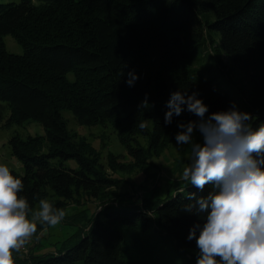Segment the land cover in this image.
<instances>
[{
    "label": "trees",
    "instance_id": "16d2710c",
    "mask_svg": "<svg viewBox=\"0 0 264 264\" xmlns=\"http://www.w3.org/2000/svg\"><path fill=\"white\" fill-rule=\"evenodd\" d=\"M5 35L15 38L22 54L6 51ZM205 45L227 57L216 62L229 89L205 70L192 68ZM131 71L139 77L133 86L127 84ZM176 91L197 93L208 106L206 116L235 103L254 117V129L264 123V0L0 3V101L9 110L6 124L37 122L44 130L43 135L9 139L11 154L23 167L22 174L11 173L22 180L20 195L31 208L46 189L64 201L81 192L97 199L111 197L118 181L99 164L92 147L68 130L63 111H70L79 125L109 124L116 131L133 162L126 166L111 157L112 171L143 170L150 152L171 141L178 124L198 120L185 110L165 124L167 103ZM140 122L147 127L139 128ZM140 137L147 140L146 148L138 143ZM183 183L164 197L160 188L145 209L109 198L102 218L89 216L83 235L65 241L60 252L33 256L31 264H196V242L187 237L207 214L190 213L185 206L216 189L211 183L203 190ZM163 249L166 258L159 255Z\"/></svg>",
    "mask_w": 264,
    "mask_h": 264
},
{
    "label": "clouds",
    "instance_id": "9594fccd",
    "mask_svg": "<svg viewBox=\"0 0 264 264\" xmlns=\"http://www.w3.org/2000/svg\"><path fill=\"white\" fill-rule=\"evenodd\" d=\"M128 77L129 86L139 78L134 71ZM197 95L172 93L165 113V124L185 110L198 117L178 124L177 144L191 145V163L183 168L180 180L200 190L210 183L216 189L198 198V207L185 206L190 213L207 214L203 225L195 224L187 237L195 239L196 264H264V123L254 129V117L235 103L227 111L206 116L208 106ZM138 127L147 124L140 122ZM194 129L202 134V145L193 141ZM23 188L8 165L0 164V264H14V252L33 237L38 223L55 227L66 216L47 199H40L33 210L20 195Z\"/></svg>",
    "mask_w": 264,
    "mask_h": 264
},
{
    "label": "rangeland",
    "instance_id": "374dc122",
    "mask_svg": "<svg viewBox=\"0 0 264 264\" xmlns=\"http://www.w3.org/2000/svg\"><path fill=\"white\" fill-rule=\"evenodd\" d=\"M19 0H0V3L18 2ZM215 39L217 37L215 36ZM4 46L7 52L20 55L23 52L21 45L12 35L3 36ZM227 62V57L222 54L218 56L212 50L210 45L201 47L195 54L192 68L197 70H205L208 78L229 89V80L225 72L219 70L216 62L217 59ZM70 78L72 75L69 76ZM231 95L240 103L241 98L237 95L235 89H231ZM9 116V110L6 103L0 101V164H6L10 171L23 173L22 164L11 154L9 139L18 134L20 137L43 135L44 130L37 122H24L21 125L6 124ZM62 116L66 120L68 130L75 135L76 138L85 140L93 149L95 156L104 170L118 181L115 186L110 189L112 198L117 201L127 202V207L148 208L143 207L144 203L151 204L150 197L154 198L160 190V197L167 194L172 195L184 183L180 179H176L182 166L191 163L189 159L191 154V145H178L175 136L181 129L173 131L174 138L171 141L167 139L155 150L150 152L148 163L143 170L131 168L125 171H112L109 165V159L114 157L116 162L132 165V158L128 155L125 147L118 139L116 131L109 125L82 126L79 125L75 117L70 111H63ZM193 141L203 144V136L198 129H194ZM138 143L144 148L147 147V140L143 137L138 138ZM187 151L185 158L182 153ZM69 166H74L73 161L66 162ZM178 170V172H177ZM176 172V173H175ZM175 173V174H174ZM178 177V176H177ZM110 196L101 198H91L85 193L76 194L72 200L64 201L58 199L52 191L46 189L45 196L42 199L49 200L53 205L60 200L61 204L56 208H61L66 212L64 220L55 227L41 225L38 223L37 232L30 238L26 245L19 251L14 252L15 264H31L33 256L43 253L52 254L60 252L66 246L68 240L83 235L87 229L86 224L89 216H99L102 218V208L104 203H108ZM117 201H113L112 205H117ZM61 205V206H60ZM120 205V203H119ZM38 203L32 208L36 210ZM160 256L164 255L165 250H161ZM158 255V254H156ZM153 256V255H152ZM154 257V256H153ZM166 258V257H165Z\"/></svg>",
    "mask_w": 264,
    "mask_h": 264
}]
</instances>
